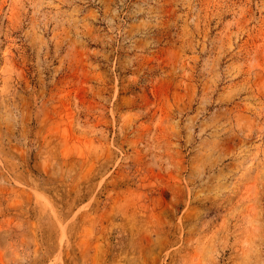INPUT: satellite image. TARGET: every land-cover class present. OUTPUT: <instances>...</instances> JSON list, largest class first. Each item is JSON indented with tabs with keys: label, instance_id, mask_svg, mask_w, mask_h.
I'll return each mask as SVG.
<instances>
[{
	"label": "rangeland",
	"instance_id": "obj_1",
	"mask_svg": "<svg viewBox=\"0 0 264 264\" xmlns=\"http://www.w3.org/2000/svg\"><path fill=\"white\" fill-rule=\"evenodd\" d=\"M0 264H264V0H0Z\"/></svg>",
	"mask_w": 264,
	"mask_h": 264
}]
</instances>
